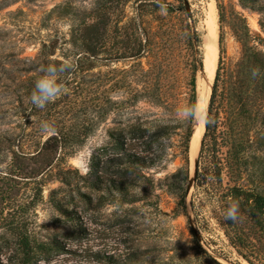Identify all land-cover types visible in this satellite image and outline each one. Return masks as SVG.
Segmentation results:
<instances>
[{"label": "rangeland", "instance_id": "rangeland-1", "mask_svg": "<svg viewBox=\"0 0 264 264\" xmlns=\"http://www.w3.org/2000/svg\"><path fill=\"white\" fill-rule=\"evenodd\" d=\"M9 2L0 0V235L25 226L37 239L46 241L56 237L65 246V251L54 252L48 261L38 264H215L211 258L221 264H246L228 245L219 223L221 212L217 198L207 191L205 182L191 187L187 195V205L190 196L194 195L195 211L191 224L196 234L187 218L177 210L178 198L166 189L167 183L163 181L171 174L186 169L189 176L192 174L195 158H190L188 149L186 163L180 148L183 128H178L171 135L161 164L143 172L153 182L132 189L129 200L134 198L133 202L122 201L117 195H106L87 187L83 191L89 201H72L70 195L73 192L53 176L54 171L44 177L41 199L37 195L36 184L22 179L24 168H35L36 160L18 159L13 168L9 164L15 157L22 135L26 138L20 147L28 155H33L39 142L48 137L41 131L42 121L52 123L55 129L64 128L63 131L74 125L80 129L83 124L94 123V129L83 146L60 162L66 169H76L73 156L83 147L94 144L98 145L96 149L104 141L101 118L91 117L98 116L100 101L95 103V112L89 109L90 113L86 112V115L83 114L85 104L80 100H75V105L68 101L57 105L51 102L43 109L32 104L31 93L35 82L44 74L39 68L42 62L38 59L42 42L59 41L57 50L48 58L50 62L55 59L70 62L67 56L73 29L106 18L109 48L121 38L117 28L135 18L142 3H154L158 5L157 9L154 6L142 9L145 30L153 31L168 24L174 25L177 30L188 24L195 28L200 41L195 60L202 62V68L205 51L212 49L214 43L217 44L218 66L221 37L222 74L227 85L231 75L241 73L246 75L244 79L248 78L251 68L244 63L248 48L254 47L264 54V9L259 12L244 8L238 0H187L191 11L188 17L183 0ZM213 7L216 11L214 25L209 17ZM170 8H181L182 11L171 12ZM215 25L217 28L213 29ZM176 57L178 66L176 81L171 89L172 107L151 108L140 104L138 112L142 120L157 119L165 124L185 125V121L176 119V113L179 107L188 104L191 84H194L196 103L200 91L207 86L202 68L194 62L193 50L187 51L179 41ZM149 61L148 58L143 59V66H147ZM121 66L120 63L109 64L102 59L94 62L89 76ZM210 91L211 87L209 96ZM239 131L240 137L245 131L244 138L247 140L239 184L264 192V118H243ZM223 151H227V147ZM70 175L73 181L77 179ZM221 178L226 184L228 177L225 170L221 171ZM57 204L66 213L56 208ZM5 250L0 254V264H7L10 253Z\"/></svg>", "mask_w": 264, "mask_h": 264}, {"label": "trees", "instance_id": "trees-1", "mask_svg": "<svg viewBox=\"0 0 264 264\" xmlns=\"http://www.w3.org/2000/svg\"><path fill=\"white\" fill-rule=\"evenodd\" d=\"M14 1L17 0H10L9 3ZM238 1L242 7L250 10L262 12L264 9V0ZM145 6L158 8L154 3H142L137 9L136 17L117 28L121 38L109 48L106 18L84 23L72 30L67 57H70L73 67L60 73V81L64 83L66 91L54 101V105L67 101L75 105V100H80L85 104L83 114L86 115V112L90 113L89 109L92 113L95 112V103L100 101L98 116L89 115L92 118H101L104 141L91 157V170L82 176L78 170L66 169L60 162L83 146L94 129L93 122L83 124L80 129L77 125L65 131L64 128H56L58 132L39 142L33 155L21 150V142L26 138L22 135L17 143L15 157L11 158L9 165L13 168L18 159L36 160L35 168H24L22 179L24 182L36 184L37 195L41 199L44 177L54 171L53 176L73 192L70 195L72 201H89L87 193L83 191L87 187L106 195H117L122 201L133 202L134 198L129 200L132 189L153 182L143 172L161 164L166 148L170 145V137L178 128H183L180 132V148L186 163L188 162L194 119L185 121L183 126L165 124L157 119L142 120L138 106L144 104L163 109L172 107L171 89L176 81L178 66L176 46L180 41L187 51L193 50L194 62L202 68V62L195 60L197 44L200 41L195 28L189 24L181 30L170 24L153 31L145 30L142 10ZM169 11L181 12L182 9L170 8ZM58 42H42L38 55L42 62L39 65L41 70L50 64L57 67L64 64L57 59L53 62L48 59L57 50ZM221 43L219 37L220 57L208 104L211 123L205 125L192 188L199 182H205L207 191L217 198L222 233L237 257L246 264H264V192L239 184L245 164L243 153L247 145L245 131L240 137V123L243 118H264V54L254 47L248 48L244 62L251 68L248 78L244 79L246 75L241 73L231 75V80L226 85L222 74ZM101 54L105 55L100 57ZM145 58L150 61L144 67L142 60ZM102 59L109 64L120 63L122 66L89 76L94 62ZM253 69H259L258 76H252ZM196 100L192 83L187 103L196 104ZM225 147L227 151H223ZM222 170L226 171L228 177L226 184H223L221 178ZM70 174L77 179L73 181ZM189 177L187 169L179 170L166 177L163 182L167 183L168 192L178 198L177 210L187 218L190 225L189 219L195 210L193 194L189 198V207L187 205ZM51 194L50 192V196ZM232 200L239 202L238 218L234 221L225 219ZM56 208L63 211L58 204ZM5 249L10 253L7 264H38L48 261L54 252L65 251V246L56 237L46 241L39 240L25 226H19L10 234L3 232L0 235V254ZM220 257L228 260L227 257ZM211 260L215 264H221L212 258Z\"/></svg>", "mask_w": 264, "mask_h": 264}, {"label": "clouds", "instance_id": "clouds-1", "mask_svg": "<svg viewBox=\"0 0 264 264\" xmlns=\"http://www.w3.org/2000/svg\"><path fill=\"white\" fill-rule=\"evenodd\" d=\"M164 6H161L163 10ZM71 62H64L61 66L57 67L54 64L42 68L43 75L40 76L35 82V88L31 93V102L37 108L43 109L48 103L54 102L61 94L66 91L65 85L60 81V73L72 68ZM259 75V69L252 70V76ZM176 119L180 122L190 119H197L201 125L211 123V118L208 112L207 103L201 101L196 104H185L177 109ZM41 131L45 136L54 135L56 129L53 124L47 121L41 122ZM98 145L89 144L82 148V150L73 156V166L86 175L90 170L91 157ZM239 213V202L232 200L225 214V219L236 220Z\"/></svg>", "mask_w": 264, "mask_h": 264}, {"label": "bare ground", "instance_id": "bare-ground-1", "mask_svg": "<svg viewBox=\"0 0 264 264\" xmlns=\"http://www.w3.org/2000/svg\"><path fill=\"white\" fill-rule=\"evenodd\" d=\"M214 4V3H213ZM210 19L212 20L213 25L215 24L216 21V11L215 8L213 7V9L210 12L209 15ZM217 28V26H213V29ZM217 44L214 43L213 44V48L205 51L204 54V72L206 74V81H208L207 86H205V88H203L200 91L199 97H198V101L197 103L203 101L205 103H207L208 105V99H209V90L214 78V74H215V70H216V66H217ZM198 122V126L194 127L193 129V135L192 138L190 139V143H189V148H190V158H195L198 150H199V145H200V141L204 132V125H201V123L199 122V120H197ZM194 160V159H193Z\"/></svg>", "mask_w": 264, "mask_h": 264}, {"label": "water", "instance_id": "water-1", "mask_svg": "<svg viewBox=\"0 0 264 264\" xmlns=\"http://www.w3.org/2000/svg\"><path fill=\"white\" fill-rule=\"evenodd\" d=\"M183 4H184V8H185V12H186V15L188 17H190V14H191V11H190V7H189V4L187 2V0H183ZM202 73H203V77H206V74L204 72V69L202 68ZM213 84V83H212ZM211 91H212V85H211ZM211 91H210V94H211ZM209 99H210V96H209ZM209 99H208V104H209ZM198 126V122H197V119H195V123L193 125V129L194 127ZM193 129H192V134H191V138H192V135H193ZM204 131H205V125H204ZM204 133V132H203ZM203 136V135H202ZM202 139V138H201ZM200 145H201V141H200ZM200 145H199V149H200ZM199 152V150H198ZM189 154H190V148H189ZM197 157H198V153L193 161V169H192V174L191 176L189 177V181H188V184H187V192L190 191L192 185H193V177H194V174H195V168H196V165H197ZM188 207H189V204H188ZM190 226L192 228V224H191V217H190ZM194 234H196V230H194V228L192 229Z\"/></svg>", "mask_w": 264, "mask_h": 264}]
</instances>
